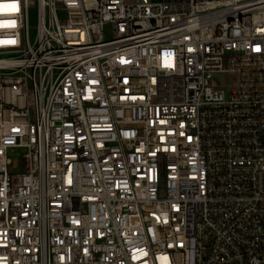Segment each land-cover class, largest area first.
I'll list each match as a JSON object with an SVG mask.
<instances>
[{
  "label": "built area",
  "instance_id": "1",
  "mask_svg": "<svg viewBox=\"0 0 264 264\" xmlns=\"http://www.w3.org/2000/svg\"><path fill=\"white\" fill-rule=\"evenodd\" d=\"M13 3L0 264H264V0Z\"/></svg>",
  "mask_w": 264,
  "mask_h": 264
},
{
  "label": "rangeland",
  "instance_id": "2",
  "mask_svg": "<svg viewBox=\"0 0 264 264\" xmlns=\"http://www.w3.org/2000/svg\"><path fill=\"white\" fill-rule=\"evenodd\" d=\"M103 36L105 39H108L111 37V29L109 25H106L104 27ZM217 80L222 81V83L225 85L224 90L225 92H230V90L234 89L237 85V77L233 73H227L222 75L215 76ZM25 150L22 148H14L7 152L8 156L11 159H19L21 157V154Z\"/></svg>",
  "mask_w": 264,
  "mask_h": 264
},
{
  "label": "snow or ice",
  "instance_id": "3",
  "mask_svg": "<svg viewBox=\"0 0 264 264\" xmlns=\"http://www.w3.org/2000/svg\"><path fill=\"white\" fill-rule=\"evenodd\" d=\"M0 7H3L4 9L11 10V11L17 10V6L14 3L13 4H5V5H2Z\"/></svg>",
  "mask_w": 264,
  "mask_h": 264
}]
</instances>
